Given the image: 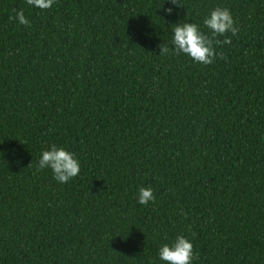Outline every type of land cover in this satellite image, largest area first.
Listing matches in <instances>:
<instances>
[{"label":"trees","instance_id":"16d2710c","mask_svg":"<svg viewBox=\"0 0 264 264\" xmlns=\"http://www.w3.org/2000/svg\"><path fill=\"white\" fill-rule=\"evenodd\" d=\"M180 3L0 0V264H165L178 235L193 264H264V0ZM216 7L223 58L160 55ZM53 145L80 162L66 184L38 170Z\"/></svg>","mask_w":264,"mask_h":264},{"label":"clouds","instance_id":"9594fccd","mask_svg":"<svg viewBox=\"0 0 264 264\" xmlns=\"http://www.w3.org/2000/svg\"><path fill=\"white\" fill-rule=\"evenodd\" d=\"M30 6L41 10L50 9L55 0H26ZM170 3L183 7L180 0H170ZM167 13L172 14L173 8H167ZM14 16H10V21H16L19 25L30 27V21L24 14L23 9L17 11L13 9ZM203 25L209 30L210 34H205L196 23H178L173 28V39L170 48L164 43L158 45L160 55H180L185 54L195 63L210 65L214 59L219 56L223 58V53L216 52L217 45L231 44V36H236L239 28L236 26L234 18L228 8L216 7L209 16L203 20ZM231 34L229 36L228 34ZM219 37H224L223 40ZM49 168L54 174V178L62 184L68 183L80 173V162L71 153L64 148H58L55 145L41 154L38 162V170ZM155 194L150 187H140L138 189V203L147 205L149 202H155ZM159 259L165 264H193V260L199 259V254L194 252V246L184 235H178L174 242L164 244L159 249Z\"/></svg>","mask_w":264,"mask_h":264}]
</instances>
